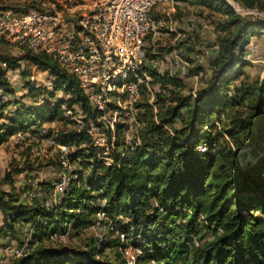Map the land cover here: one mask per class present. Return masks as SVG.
I'll return each mask as SVG.
<instances>
[{"label":"trees","instance_id":"obj_1","mask_svg":"<svg viewBox=\"0 0 264 264\" xmlns=\"http://www.w3.org/2000/svg\"><path fill=\"white\" fill-rule=\"evenodd\" d=\"M179 1L222 12L216 39L209 42L214 55L207 64L189 59L183 76L161 77L152 70L161 89L154 104L141 102L140 142L126 145L120 137L116 151L109 152L110 163L103 158L105 148L95 146L94 134L65 114L64 106L80 107L96 119L78 77L46 52L21 47L15 54L0 38V145L19 130L36 142L52 137L74 144L68 159L79 164L50 206L41 198H23L25 186L16 188L15 173L32 170L33 162L14 165L0 178V239L8 233L17 237L21 221L34 229L31 251L8 264H129L123 251L129 243L140 248L136 264H264V77H241L249 62L246 44L264 33V18L239 13L230 0ZM238 1L264 11V0ZM23 60L55 77L54 89L42 101L40 87L32 94L37 102H27L8 77ZM199 73L205 81L184 94L186 78ZM27 85L34 88L30 80ZM58 89L69 96H57ZM203 142L205 149L199 148ZM242 148L256 159L244 163ZM98 212L115 223L103 238L83 229ZM55 232H69V239L78 237L83 245L64 246L52 238ZM109 247L112 256L105 251Z\"/></svg>","mask_w":264,"mask_h":264},{"label":"rangeland","instance_id":"obj_2","mask_svg":"<svg viewBox=\"0 0 264 264\" xmlns=\"http://www.w3.org/2000/svg\"><path fill=\"white\" fill-rule=\"evenodd\" d=\"M231 3L237 8L238 12L243 15H250L255 17H263L264 11L258 10L256 8H249L245 6L238 0H230ZM31 0H0V7H11V8H22L24 5H29ZM152 16L155 18L157 23L159 24L158 34H153L148 39V52L153 60L157 59L160 55H170L171 63L170 65L165 64L164 71L167 74H178L180 76L184 74V64H183V56L185 62V73L187 72L188 66L192 63H203L207 64L209 56L214 55L215 46L210 45L209 42H212L216 39V24L218 18L222 17V12L218 10H213L209 8H200L197 5L191 3H184L179 0H166L165 2L159 4L155 7L152 12ZM160 32V33H159ZM185 43H179L181 39H184ZM188 45H192V50L187 48ZM3 46L9 49L13 53L22 52L21 47H17V45L13 43L6 42ZM16 46V47H15ZM245 50V58L249 60V62L244 66L242 70L241 77L244 78H255V77H264V33L258 36H254L249 43L246 44ZM178 57V58H177ZM149 59V57H148ZM191 62H190V60ZM175 60V61H172ZM183 64V65H182ZM180 65V67H179ZM176 66V67H174ZM168 67V68H167ZM150 70H155L153 65H150ZM24 69L29 70V73L26 75L23 73ZM168 69V70H166ZM153 74V72H152ZM8 77L15 87L17 94L24 98L27 102H37L34 98L33 90L37 87H40V93L37 98L42 101L48 95V90L54 89V80L55 77L53 74L41 67L38 64H34L31 61L23 60L22 67L15 70L8 71ZM188 86L183 88V93L187 94L190 91V88L193 89L194 92L198 88H200L201 84L205 81V75L203 73L196 74L194 76H188L187 78ZM240 78L236 79V82L239 81ZM31 81V85L34 88L28 87L27 81ZM153 84V85H152ZM155 84V85H154ZM168 86H171V82H167ZM37 86V87H35ZM158 88V90H157ZM160 83L154 81L151 84L144 83L143 91L137 101V106L140 109V113L142 111L141 102L148 101L152 104L156 102L157 93L160 91ZM37 91V90H36ZM153 91V92H152ZM57 96H69V92L63 89H58L56 91ZM115 92L108 93V97L112 98L111 100L114 104H117L114 99ZM38 100V102H39ZM14 104H11L13 107ZM65 114L73 119L76 122L77 127L82 130L86 129L83 126V120H86V114L80 107H76L75 109H71L72 114L69 113V110L66 106ZM8 112L10 111L9 108ZM77 109V110H76ZM76 110V111H75ZM68 112V113H67ZM75 112V113H74ZM139 113V114H140ZM76 114V115H75ZM83 117L81 118L80 115ZM88 117V116H87ZM83 119V120H82ZM139 120V115H138ZM58 123L54 121L52 124ZM182 123L181 119H178L175 124L180 125ZM142 124L139 121V125L142 127ZM45 126L49 125V122H44ZM73 126V125H72ZM71 126V128H72ZM207 126V125H206ZM133 134L135 136L136 143L140 142L139 131L140 128ZM171 128L170 126H168ZM19 130L17 133L11 135L5 142H3L2 146H0V178L4 176V174L12 168L14 165L23 166L27 161L33 162L34 168L31 170L27 168L25 171L21 173H15V184L17 190H20L21 186H25L24 190H21V196L27 200L33 199L31 196L32 192L36 190L35 180H39L37 187V194L39 195L37 198H41L42 202L45 204L47 201H50L49 191L51 190V186L54 183L58 182L60 168L61 173L64 170V167L72 168L73 171L75 167H79L78 163H73L72 161H65V159L61 158V155L52 148V145L47 142L48 139L39 138V142H36L34 137H24V141L22 139L16 141L15 137L23 134H30L29 132ZM109 133L111 135L112 144L111 147L99 146L105 148V154L103 158L105 161L110 163L109 152L114 149L117 145V141L121 137L124 141V130H119L116 128L112 130L109 127ZM115 135V137H114ZM95 140V133H94ZM138 138V139H137ZM8 140H10L8 142ZM41 141V142H40ZM205 142L199 145V148L204 147ZM126 144V143H125ZM73 149H76L74 144H71ZM205 149V147H204ZM51 150V151H50ZM54 151V152H53ZM241 160L246 163L249 160H255L256 157L248 148H242L238 150ZM48 153V154H47ZM54 154V155H53ZM28 158V159H26ZM58 158V159H57ZM59 160V163L56 161ZM67 163V164H66ZM65 164V165H64ZM29 172V175H28ZM62 175V174H61ZM33 176V177H31ZM49 187H44L46 183H50ZM42 183V184H41ZM30 184V185H27ZM27 185V186H26ZM2 186L4 188L9 189L10 185L7 183H3ZM44 192V193H43ZM35 198V197H34ZM60 198V197H59ZM58 198V199H59ZM56 203V202H54ZM53 203V204H54ZM101 212L97 213V217L95 221L88 227H83L84 230L87 231L88 235L95 233L100 238H103L104 234H107L109 229H113L115 227L114 221L105 217L103 223L99 222ZM2 220V213L0 211V223ZM30 223L21 221L18 225H29ZM101 224V225H100ZM71 225V224H70ZM104 225V226H103ZM104 227V228H103ZM97 228V229H96ZM29 230V231H28ZM28 230H25V234L23 232L18 233L17 237H13L14 244H20L24 240V244L28 236L33 230L32 225ZM99 230V231H98ZM117 233V232H116ZM115 233V234H116ZM60 232H55L52 234L53 239L60 240L65 242L63 245L68 247L74 246H82L81 239L78 237H72L69 239V232L63 233L64 236H60ZM66 236V237H65ZM123 238V237H122ZM64 240V241H63ZM128 240V239H126ZM0 245L7 246L9 245V241H7L4 237L0 239ZM31 246L32 242H31ZM113 247L106 248V252L109 255H113L114 251ZM124 255L129 259V264H136L138 253L140 252V248L128 244L123 247ZM2 258L7 261H0V264H8L14 257L11 255L10 251L3 254Z\"/></svg>","mask_w":264,"mask_h":264},{"label":"built area","instance_id":"obj_3","mask_svg":"<svg viewBox=\"0 0 264 264\" xmlns=\"http://www.w3.org/2000/svg\"><path fill=\"white\" fill-rule=\"evenodd\" d=\"M154 1L102 0V4L94 6L93 9H71L72 17H63L46 8L27 4L21 9L0 7V36H11L16 40L40 44L50 52L67 59L71 66L80 69L84 73V90L85 93H89L91 107L93 99H100L105 108V118L95 119L94 115H89L83 120V125L94 131L95 146H111L109 119L121 116L122 121H127V117H132L135 94L133 89L127 91L123 113L106 114V107L111 101L107 96L101 95V90L92 89V81H103V75L116 67V60L122 54L136 52L139 41L147 33L148 4ZM74 24H83V32H73ZM24 137H32V134L16 136L15 139L24 141ZM130 138L131 133L128 130L127 139ZM47 141L57 146L53 139ZM58 147L63 150L64 157H69L68 153L73 149L66 146ZM110 160H114V155ZM59 175L61 176V168ZM35 183L36 190L32 195L38 197L39 180H35ZM64 188L62 177V184H55V190L49 191L50 202L56 199V196H61ZM29 226L30 224L18 225V229L25 234V229ZM61 235H64L63 232ZM4 238L9 241V245H0L1 261H7L2 256L8 251L11 254H23L25 249H30L24 248V240L20 244H14L13 236L9 233Z\"/></svg>","mask_w":264,"mask_h":264},{"label":"bare ground","instance_id":"obj_4","mask_svg":"<svg viewBox=\"0 0 264 264\" xmlns=\"http://www.w3.org/2000/svg\"><path fill=\"white\" fill-rule=\"evenodd\" d=\"M165 1L166 0H155L153 3L148 4L147 14H146L147 33L139 41V43L137 45L136 52L135 53L122 54V56L118 60H116V67L113 68V70H108L103 75V81H92V89L101 90V95L108 97V95H107L108 93H110V92L116 93L114 95L115 96L114 99L116 98L115 100H117L116 101L117 104H114V102L111 100L112 98L108 97L111 102H109L108 106L106 107V114L123 113L124 108L126 107L125 98L127 97V91L130 89H133V92L135 94L134 101H133V110H134L133 116L127 117V121H122L121 116H113L111 119H109V123H108V130H109V127H111L112 130H115L118 126H121L122 130H124L123 136H124V141H125L126 145H132L133 143H135L137 141L133 134L141 126L139 125V120H138V115L140 113V109L138 108L136 103H137V101H138V99H139V97L143 91L144 83L146 84V82H147V83L151 84V82L154 81V79H155L154 74H152V71L149 70V69H151V68H149L150 65H153L155 70L162 77V76L166 75V71H164L165 64L170 65V63H171L172 58L170 57V55H167V54L160 55L157 59H154V60L148 59V39L150 36L152 37L153 34H156L158 32V30L160 29L158 27L159 24L157 23L155 18L152 16V12L156 6H158L159 4H161ZM101 4H102V0H31L29 5L40 6V7L46 8L50 12L56 13L58 15H62L63 17H72V10L71 9L87 10V9H93L94 6H99ZM4 8H11V7H4ZM13 9H21V8H13ZM73 32H83V24H74L73 25ZM0 38L5 40L6 42L13 43V44L17 45V47L18 46L19 47H26V48L34 49V51L36 50L37 52L38 51L46 52V54H49L50 57L52 56L53 58H55L54 60H57L62 66L66 67L71 73H73L76 77H78V79L80 80L81 86L84 89V73L81 72L80 69H77L75 66H71L67 59H63L61 56H58V55L50 52L48 49L43 48L40 44H34V43L29 42L27 40H16V39H13L11 36H4V37L0 36ZM172 61H175V60H172ZM129 62H134L135 64L129 63ZM183 64H184V62H183ZM174 67H176V66H174ZM179 67H180V65H179ZM166 70H168V69H166ZM184 74H185V72H184ZM157 90H158V88H157ZM86 94H87L88 100H89V93H86ZM92 110L96 114V119L105 118L104 103H101L100 99H93ZM72 112L73 111H71V110L69 111L70 114H72ZM80 116H81V118L83 117L82 115H80ZM86 118H87V115H86ZM86 130H87V132L94 134V131L92 129L86 128ZM128 130H130V133H131V138L129 140L127 139ZM110 138H111V135H110ZM52 139L54 140V142L56 143L57 146H54L49 141H47V142H49V144L52 145V148L54 150H56L61 155L62 159H65L64 162L69 161L68 157L63 156V150L58 146L72 147V145L58 143L52 137L49 140H52ZM111 144H112V141H111ZM98 146H105V145H98ZM106 147H111V146H106ZM61 174L62 175L58 179V182L54 183V185L51 186V190H55V184H62V177H63V184L65 185L64 191L69 186V183H70L72 176H73V169L72 168L69 169L68 167H64V170ZM31 196H33V195L31 194ZM34 197L35 196H33L32 198H34ZM59 197L60 196H56V199H53L51 202L47 201L44 205L50 206L51 203L57 202ZM35 198H37V197H35ZM99 215H100L99 220L103 218L99 222L103 223L104 218L106 217V214L104 212H101V214H98V216ZM29 227L25 230H28ZM33 230L31 232H29L30 236H28V238L26 239V242L24 244V248H30V249H25L23 254L31 251V249H32V246H31L32 237L31 236H32ZM60 236H64V235L60 234ZM23 254H11V255H14V257H18V256H21Z\"/></svg>","mask_w":264,"mask_h":264},{"label":"crops","instance_id":"obj_5","mask_svg":"<svg viewBox=\"0 0 264 264\" xmlns=\"http://www.w3.org/2000/svg\"><path fill=\"white\" fill-rule=\"evenodd\" d=\"M10 140H8V142H9ZM3 144H1L0 146H2Z\"/></svg>","mask_w":264,"mask_h":264}]
</instances>
